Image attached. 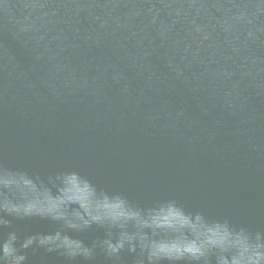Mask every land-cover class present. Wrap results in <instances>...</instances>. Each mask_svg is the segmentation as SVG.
<instances>
[{"label":"water","instance_id":"water-1","mask_svg":"<svg viewBox=\"0 0 264 264\" xmlns=\"http://www.w3.org/2000/svg\"><path fill=\"white\" fill-rule=\"evenodd\" d=\"M0 165L42 178L76 172L111 197L115 213L168 202L234 225L177 99L146 0H0ZM56 227L13 219L21 237ZM124 230L141 231L134 222ZM104 234L71 233L86 244ZM26 251L27 264L140 259L139 248L118 259L96 249L91 262Z\"/></svg>","mask_w":264,"mask_h":264},{"label":"clouds","instance_id":"clouds-1","mask_svg":"<svg viewBox=\"0 0 264 264\" xmlns=\"http://www.w3.org/2000/svg\"><path fill=\"white\" fill-rule=\"evenodd\" d=\"M116 206L111 197L76 172L42 178L0 165V229H12L0 236V264H27L30 248L57 252L69 261L91 262L96 249L118 259L121 252L135 254L139 248L137 264H264L262 231L253 233L227 221L205 220L174 203L147 212L121 205L124 210L115 213L111 209ZM13 219H39L57 227L21 237L13 228ZM129 222L141 231L124 230ZM93 227L105 234L91 244L71 235Z\"/></svg>","mask_w":264,"mask_h":264}]
</instances>
